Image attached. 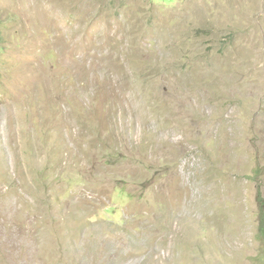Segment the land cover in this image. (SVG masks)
Returning a JSON list of instances; mask_svg holds the SVG:
<instances>
[{
	"label": "rangeland",
	"instance_id": "1",
	"mask_svg": "<svg viewBox=\"0 0 264 264\" xmlns=\"http://www.w3.org/2000/svg\"><path fill=\"white\" fill-rule=\"evenodd\" d=\"M0 264H264V0H0Z\"/></svg>",
	"mask_w": 264,
	"mask_h": 264
},
{
	"label": "trees",
	"instance_id": "2",
	"mask_svg": "<svg viewBox=\"0 0 264 264\" xmlns=\"http://www.w3.org/2000/svg\"><path fill=\"white\" fill-rule=\"evenodd\" d=\"M2 30H0V40L2 38ZM261 236L264 238V213L261 218V228H260Z\"/></svg>",
	"mask_w": 264,
	"mask_h": 264
}]
</instances>
